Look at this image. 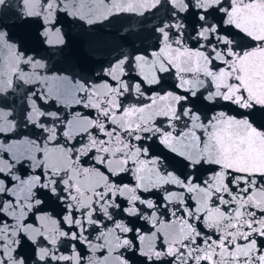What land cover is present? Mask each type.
Returning a JSON list of instances; mask_svg holds the SVG:
<instances>
[{
  "label": "snow or ice",
  "instance_id": "snow-or-ice-1",
  "mask_svg": "<svg viewBox=\"0 0 264 264\" xmlns=\"http://www.w3.org/2000/svg\"><path fill=\"white\" fill-rule=\"evenodd\" d=\"M0 264H264V0H0Z\"/></svg>",
  "mask_w": 264,
  "mask_h": 264
}]
</instances>
